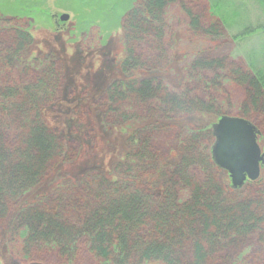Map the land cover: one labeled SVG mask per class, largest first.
<instances>
[{
	"label": "trees",
	"instance_id": "obj_1",
	"mask_svg": "<svg viewBox=\"0 0 264 264\" xmlns=\"http://www.w3.org/2000/svg\"><path fill=\"white\" fill-rule=\"evenodd\" d=\"M258 2L264 6V0ZM174 4L187 17L192 36L210 43L226 37L222 25L205 20L190 0H138L129 7L118 26L124 55L117 78L91 104L98 107L106 130L127 131L123 161L109 175L94 173L78 187L55 188L50 204L42 205L23 199L77 159L72 140L50 128L43 115L61 99L65 67L49 54L19 66L34 44L21 23L32 15L0 13V239L5 232L9 253L17 259L54 253L71 262L83 249L96 264H226L222 252L231 244L251 235L264 240V188L254 182L251 194L228 195L239 189L221 184L223 170L211 160L210 129L197 128L180 138L171 169H163L164 163L159 167L152 152L154 130L173 118L223 116L226 86L242 92L238 117L264 133V68L205 55L187 66L177 89L150 75L164 76L172 66L163 32L165 10ZM94 17L93 28L106 40L110 32L102 23L104 15ZM257 30L264 34V23L231 39ZM151 38L155 58H144L140 46ZM89 108L76 110L79 124L88 123ZM81 139L83 161L90 157L89 148L102 149L93 130L84 131Z\"/></svg>",
	"mask_w": 264,
	"mask_h": 264
},
{
	"label": "rangeland",
	"instance_id": "obj_2",
	"mask_svg": "<svg viewBox=\"0 0 264 264\" xmlns=\"http://www.w3.org/2000/svg\"><path fill=\"white\" fill-rule=\"evenodd\" d=\"M137 1L0 0L1 14L29 13L32 15L31 19L25 18L21 23L33 37L34 44L22 55L19 66L31 64L33 59L41 62L48 54L55 55L63 62L65 86L61 99L55 109H45L43 115L48 126L59 129L63 135L70 138L76 149L77 159L70 163L64 172L55 174L32 188L24 197V203L50 204L49 198L55 188L78 187L85 176H91L94 173L109 175L113 167L123 161L127 131L123 132L118 127H114L111 131L106 130L102 125L98 107L91 104L99 98L103 89L117 78V63L124 55L121 43L122 31L118 29L119 21L128 8ZM190 1L205 20L218 21L226 37L210 43L207 39L192 36L185 14L177 4L171 5L164 13L163 42L172 66L164 76L157 72L150 75L161 77L169 87L177 89L185 80L187 66L193 60L205 55L226 57L255 69L264 68V34L262 32L257 30L237 40L231 39L245 28L256 29L264 23V6L258 0ZM44 12L46 15L43 14ZM63 14L68 15L66 22L59 20ZM96 14L104 15L105 20L101 19V21L110 32L106 40L97 35L98 29L93 28V19ZM154 41L151 38L141 44L140 52L144 58H155ZM224 88L227 95L224 101L221 100V108L225 113L223 115L238 117L237 111L242 92L231 86ZM71 93L73 94L70 95ZM80 105L90 107L87 113L88 123L84 125L79 124L77 119L76 110ZM216 121L217 119L212 116H182L173 118L163 128L155 129L151 138V149L157 157L158 166L161 167L164 163L166 165L163 169L166 167L171 169V164L177 158L176 149L180 138L189 135L197 128L211 130V125ZM72 128L75 129L74 132L71 131ZM86 130H93L94 135L102 140L103 146L98 152L89 148L90 157L83 161L80 159L85 153L81 135ZM258 131L260 134L257 143L264 152V133L259 129ZM219 178L222 185L230 184L225 171L219 172ZM255 182H258L257 186L264 188V165ZM250 183L254 182L246 181L239 191H231L227 194L231 198L245 192L251 194L254 185ZM179 192L182 193V197L186 196L185 192ZM43 194L47 197L43 198ZM74 206L68 212L72 219L76 214ZM5 236L4 232L0 239V264H96L91 255L83 249L79 250L71 262H64L54 253H44L26 261L20 260L9 253ZM222 255L226 256V264H264V240L251 235L238 245L231 244L222 252Z\"/></svg>",
	"mask_w": 264,
	"mask_h": 264
},
{
	"label": "water",
	"instance_id": "obj_3",
	"mask_svg": "<svg viewBox=\"0 0 264 264\" xmlns=\"http://www.w3.org/2000/svg\"><path fill=\"white\" fill-rule=\"evenodd\" d=\"M61 22L68 15L59 17ZM258 129L241 117L223 115L211 125L213 144L210 149L213 164L225 171L233 189H239L246 182H255L264 165V152L257 139Z\"/></svg>",
	"mask_w": 264,
	"mask_h": 264
}]
</instances>
